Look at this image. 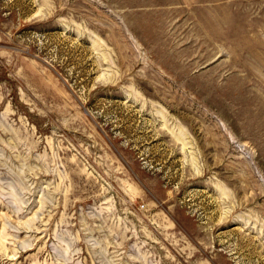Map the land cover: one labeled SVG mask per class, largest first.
Returning a JSON list of instances; mask_svg holds the SVG:
<instances>
[{"label": "rangeland", "instance_id": "374dc122", "mask_svg": "<svg viewBox=\"0 0 264 264\" xmlns=\"http://www.w3.org/2000/svg\"><path fill=\"white\" fill-rule=\"evenodd\" d=\"M0 264H264V0H0Z\"/></svg>", "mask_w": 264, "mask_h": 264}]
</instances>
